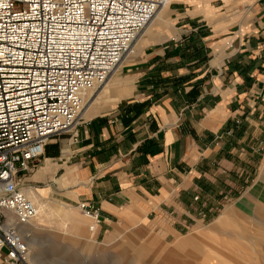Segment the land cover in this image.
I'll list each match as a JSON object with an SVG mask.
<instances>
[{
	"label": "crops",
	"instance_id": "obj_1",
	"mask_svg": "<svg viewBox=\"0 0 264 264\" xmlns=\"http://www.w3.org/2000/svg\"><path fill=\"white\" fill-rule=\"evenodd\" d=\"M163 2L120 78L20 182L55 179L70 230L85 231L73 208L86 202L106 243L165 237L157 250L264 191V0Z\"/></svg>",
	"mask_w": 264,
	"mask_h": 264
},
{
	"label": "built area",
	"instance_id": "obj_2",
	"mask_svg": "<svg viewBox=\"0 0 264 264\" xmlns=\"http://www.w3.org/2000/svg\"><path fill=\"white\" fill-rule=\"evenodd\" d=\"M162 0H0V255L27 264L36 217L21 176L81 120L86 92L119 69ZM95 233L99 208L78 204ZM11 218L13 220H11Z\"/></svg>",
	"mask_w": 264,
	"mask_h": 264
},
{
	"label": "rangeland",
	"instance_id": "obj_3",
	"mask_svg": "<svg viewBox=\"0 0 264 264\" xmlns=\"http://www.w3.org/2000/svg\"><path fill=\"white\" fill-rule=\"evenodd\" d=\"M134 50L133 47V52L124 59L119 69L107 78L108 82L104 86L84 94L83 110L98 93L105 92L120 78V67L129 62ZM36 164L37 161L21 178H26L25 176L36 170L37 168L33 167ZM35 173L34 171L33 174ZM54 183L58 184L52 178L51 183L35 182L31 188L22 189L32 192L31 195L35 194L39 205L45 207L43 210L36 205V216L40 209L45 211V216L35 221L38 229L35 230L31 226L28 228L32 243L28 249L27 264H159L165 261L174 263L177 260L176 256L181 255L182 261L185 258L182 264H208L206 260L208 258L214 263H220L214 256L217 254V257L226 264H264V191L262 190L255 192L252 200H241L234 209L227 208L219 219L207 222L196 230L197 232L178 235L170 241L168 238L169 244H163L167 250H157L165 237L159 238L155 243L141 244L131 239L123 243H106L98 236L99 225L95 233L89 231L91 221L82 215L79 207L73 209L86 222L85 231L82 223L74 226L76 230H70V223L66 218H58L60 216L58 205L72 207L58 204V185L54 187ZM25 195L31 200L29 195ZM91 235L96 241V246L93 248L90 244H83L90 241ZM184 238L191 239L188 240V246L180 250L174 249V245L180 239L183 242ZM27 241L26 244L29 245ZM168 253L169 258L166 259Z\"/></svg>",
	"mask_w": 264,
	"mask_h": 264
},
{
	"label": "bare ground",
	"instance_id": "obj_4",
	"mask_svg": "<svg viewBox=\"0 0 264 264\" xmlns=\"http://www.w3.org/2000/svg\"><path fill=\"white\" fill-rule=\"evenodd\" d=\"M163 1V0H162ZM164 7V2H163V5L160 7V9L161 8H163ZM159 9V10H160ZM157 14V13H156ZM152 22V21H151ZM150 22V23H151ZM147 28V27H146ZM145 30V29H144ZM138 40V39H137ZM137 42V41H136ZM133 52V51H132ZM130 55V54H129ZM108 82V79L104 82V83H102L100 86H97V87H95L93 90H98V89H100L102 86H104L106 83ZM93 90H91V91H93ZM82 111H83V106H82ZM81 111V114L83 113ZM23 192V191H22ZM23 194L25 195V193L23 192ZM26 196V195H25ZM27 197V196H26ZM29 199V198H28ZM30 200V199H29ZM31 201V200H30ZM32 202V201H31ZM33 203V202H32ZM34 204V203H33ZM35 205V204H34ZM44 210V209H43ZM45 216V211H42L41 209H40V211L38 212V215L36 216V218L33 220H31L30 222H28L27 224H25V225H20V226H18V232H19V234L23 237V239H24V241L26 242L27 240V242L29 243V245L27 246V249H29V247L31 246V243H32V241H31V239H29V234H28V232H29V230H28V228L31 226V228H34L35 230L36 229H38L37 227H36V224H35V221L36 220H39V219H41V218H43ZM11 220H13L12 218H11ZM27 245V244H26ZM29 254V253H28ZM218 255V254H217ZM217 255H214L219 261H220V263H214L213 262V260L212 259H206V260H208V264H224L225 262L224 261H222V260H220L218 257H217ZM226 264V263H225Z\"/></svg>",
	"mask_w": 264,
	"mask_h": 264
}]
</instances>
